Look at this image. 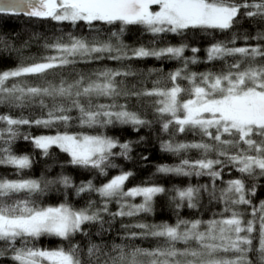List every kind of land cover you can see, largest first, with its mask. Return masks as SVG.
<instances>
[{"label":"snow or ice","instance_id":"obj_1","mask_svg":"<svg viewBox=\"0 0 264 264\" xmlns=\"http://www.w3.org/2000/svg\"><path fill=\"white\" fill-rule=\"evenodd\" d=\"M0 14H23L77 28L76 33L61 32L46 44L54 54L25 58L11 69L0 70V105L9 109L0 113V168L14 169L9 175L15 177L0 175V257L10 254L13 264H264V200L257 204L252 199L255 181L264 179V0H0ZM244 20L258 24L259 29L253 36L240 38L257 43L234 46L238 37L233 34L229 40L212 44L203 62L224 61L219 71L189 72V64L202 62L195 55L200 49L195 47L193 55L185 57L187 45L129 48L120 39L129 25L159 36L182 35L189 29L225 32ZM81 24L90 35L80 32L77 26ZM98 24L124 27L101 30ZM229 57L239 59L228 63ZM147 58L181 60L183 66L157 76L152 87L143 81L128 82L138 75L130 65L105 66L88 73L75 67ZM157 71L149 69L148 75ZM49 77L58 79L53 82ZM133 100L136 103L130 107ZM33 107L39 109V116H16L10 111ZM154 124L168 134L160 140V150L181 157L178 164L157 165L156 172L205 176L209 183L166 189L144 181L126 188L134 173L124 170L99 186L91 179L76 185L63 172L52 179H35L24 175L33 166L32 156L17 154L13 148L24 140L49 157L55 147L67 154L68 164L107 176L109 168L118 167L115 158L132 159V146L139 141L121 142L103 133L67 129L130 126L139 132ZM24 126L56 132L34 136L22 132ZM188 132L200 139H176ZM192 150L199 153L198 158L186 155ZM233 171L236 177H231ZM53 185L62 186L65 196L73 189L76 196L95 193L100 200L88 199L79 209L67 202L37 203ZM166 194L174 203L175 223L121 220L125 231L118 233L126 240L154 239L156 247L125 251L124 246L114 244L105 251L103 242H94V237L108 233L105 224L110 226L116 218L153 214L157 198ZM202 194H207L208 204L222 205L221 210L209 219H185L182 211L192 209L196 211L189 215H198L206 207L201 204ZM137 197L142 202L134 203ZM112 203L119 206L117 211L110 210ZM42 237L57 238L67 246L37 247Z\"/></svg>","mask_w":264,"mask_h":264},{"label":"trees","instance_id":"obj_2","mask_svg":"<svg viewBox=\"0 0 264 264\" xmlns=\"http://www.w3.org/2000/svg\"><path fill=\"white\" fill-rule=\"evenodd\" d=\"M80 32L88 36L90 33L86 31V25L77 26ZM118 25H102L98 24L97 28L101 30H106L111 28L112 31H118ZM259 29L258 24L252 23L244 20L241 24L235 26L234 29L221 32L219 30H201V29H189L185 31L182 35H177L173 33H164L159 36H153L150 32L146 31L142 26L139 25H129L124 28V32L120 37L121 41L129 46V48H135L140 46L147 47H166V46H181L187 45L186 51L184 53L185 57H191L193 53L191 48L195 47L200 49L197 55L201 63L189 64L188 71L203 73L206 71H219L224 64V61H213V62H203L206 61V50L214 43L219 41L229 40L233 34L238 38L234 46H255L257 43L255 40L249 39L248 41L243 40L240 37L245 35L253 36L255 31ZM77 32V28L71 27L67 23H57L50 19H32L26 16L11 17L0 15V70H8L20 63L21 60L25 58H39L45 55H52L50 50L45 46L48 44L54 36L59 35L61 32ZM95 35V33H91ZM103 36H107V32H103ZM115 43V41H113ZM233 46V45H230ZM233 59H239L238 57L226 58L228 63H231ZM27 62H31L30 59ZM131 66L134 70H137L138 75L130 77L128 82L143 81L146 87H152L153 81L157 79V76L166 75L168 72H173L178 68L183 66L181 60H173L167 58L155 59L147 58L143 60H133V61H111L104 60L99 62H92L88 64H78L75 67L85 73L94 71L102 67H108L113 69L123 68L126 66ZM149 69L159 70L152 75H148ZM67 71V70H65ZM34 83H40L38 78H29ZM49 79L55 82L58 78L49 77ZM187 85V82H182ZM148 99V98H146ZM105 102V101H101ZM123 103V100H121ZM136 101L133 100L132 107L135 105ZM11 114L19 116L21 114L27 116L32 113L34 116H39L40 111L37 107L31 109H18L13 108L10 110ZM9 112L6 106L0 105V113ZM151 119L152 117L149 116ZM69 132H79L87 134H98L103 133L112 137L118 138L121 142L132 140L139 141L134 143L132 146L131 160L124 159L122 157H117L114 159V163L118 165L117 168H109L107 176H101L96 170H88L79 167L72 166L67 163L69 157L66 153L61 152L59 149L53 147L50 152L54 155L45 157L40 153V150L34 149L32 144L24 140H18L13 148L17 154H30L34 159L33 166L30 170L25 172L26 177H31L35 179H40L41 177L52 179L59 175L61 172L65 175H69L73 179V183L78 185L82 181L93 180V182L99 186L101 183L106 182L108 179L118 175L121 170L132 171L134 175L130 177L129 181L126 183L125 187L130 188L141 184L144 181H151L154 183L162 184L166 189H172L175 187H187L189 184L196 186L198 184L209 183V178L202 177H180V176H163L156 172V166L160 164L174 165L180 162V156H173L168 153H164L160 150V140L167 139L168 134L162 133L160 131V126L154 124L151 129L142 128L139 132H134L130 126H115L108 127L104 129H88L81 127H72L67 129ZM22 132L30 131L32 135L41 134H55L56 129H44L39 127H32L29 129L24 126L21 129ZM140 137H144L140 140ZM177 140H185L188 142L198 141L199 136L194 135L190 132L186 134L177 135ZM114 151H118L115 149ZM185 155V154H182ZM189 158H198L199 153L196 150L186 154ZM147 156L148 159L144 160L141 157ZM61 165H64L61 168ZM14 169L11 168H0V175H7L9 178H15L10 173H13ZM238 173L233 171L231 177H236ZM230 178L227 175V170L225 174V179ZM252 183V181H248ZM257 184L256 196L253 197L254 203H259L264 200V179L255 181ZM67 196L64 195V189L60 185H53L50 187L48 193L44 196L38 198L37 203L42 206H55L60 203L67 202L76 209L83 208L88 199L95 200L99 202L100 198L97 194L84 193L81 196H76L73 189L67 190ZM170 194L158 197L155 204V211L153 214H149L142 217L135 218H116V220L109 226L105 224V228L109 231L104 236H96L93 238L94 242H103L106 245L105 251L109 250V247L114 244H120L125 247V251H131L133 248H147L151 249L157 246V241L154 239H124L122 235L118 233H123L125 230L121 228V220L123 223L135 222L136 220L143 219L147 223H161L166 222L173 224L176 221L175 207L174 203L169 198ZM202 205H206L199 210L198 215H189L196 210L188 209L182 211L181 215L185 219H209L212 217L213 212H219L223 207L216 202L208 204L207 194H202ZM118 205L112 203L109 205L111 211H117ZM105 219H109L105 215ZM78 239V238H77ZM36 246L45 249H56L58 247H66L67 242L60 241L57 238L42 237L36 242ZM177 247H184L178 244ZM116 255V253H112ZM0 264H13L10 260V254L0 257Z\"/></svg>","mask_w":264,"mask_h":264},{"label":"rangeland","instance_id":"obj_3","mask_svg":"<svg viewBox=\"0 0 264 264\" xmlns=\"http://www.w3.org/2000/svg\"><path fill=\"white\" fill-rule=\"evenodd\" d=\"M156 10H158V9H156ZM133 202H134V203H139V202H142V201H141V198L137 197V198H135V199L133 200Z\"/></svg>","mask_w":264,"mask_h":264},{"label":"water","instance_id":"obj_4","mask_svg":"<svg viewBox=\"0 0 264 264\" xmlns=\"http://www.w3.org/2000/svg\"><path fill=\"white\" fill-rule=\"evenodd\" d=\"M0 15H3V16H11V17H19V16H24L23 14L21 15H18V16H12V15H6V14H0ZM27 17V16H26ZM30 18V17H29ZM32 19H38V18H32Z\"/></svg>","mask_w":264,"mask_h":264}]
</instances>
